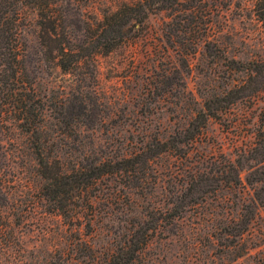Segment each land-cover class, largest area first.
Here are the masks:
<instances>
[{"label": "rangeland", "instance_id": "1", "mask_svg": "<svg viewBox=\"0 0 264 264\" xmlns=\"http://www.w3.org/2000/svg\"><path fill=\"white\" fill-rule=\"evenodd\" d=\"M121 1L64 0L66 29L80 50L70 71L47 57L36 11H22L24 77L45 107L47 150L72 167L133 157L155 137L182 129L200 106L201 92L218 84L225 68L203 43L188 65L181 48L164 38L163 15L152 14L140 36L111 52L96 47L84 27L99 28L104 12ZM253 1L208 3L210 39L229 58L264 56V25ZM227 128L213 120L188 159L184 151L172 150L134 171L98 179L83 196L64 199L68 214L63 215L41 188L33 140L19 128L5 127L0 133V264H109L123 253L130 229L145 215L158 217L161 226L128 264H261L264 198L252 203L249 186L235 191L211 182L201 194L185 187L191 180L195 185V171L203 173L208 164L209 171L228 150L232 133ZM174 203L185 206L171 223ZM250 219L241 245L235 246L237 239L226 229Z\"/></svg>", "mask_w": 264, "mask_h": 264}, {"label": "trees", "instance_id": "2", "mask_svg": "<svg viewBox=\"0 0 264 264\" xmlns=\"http://www.w3.org/2000/svg\"><path fill=\"white\" fill-rule=\"evenodd\" d=\"M210 1L122 0L115 9L104 12L99 28L95 30L90 23L84 27V36L91 34V40L99 43L96 47L102 45L108 53L125 44L130 37L140 36L152 14L163 15L164 38L175 49L181 48L180 54L188 65L190 57L203 43L207 54L220 60L225 68L223 74H218L219 83L201 92L200 106L192 109V116L182 129L163 139L155 137V143L146 144L133 157L72 167L65 158L47 150V137L43 133L45 107L32 84L24 77L20 42L22 11L30 7L38 16L39 38L47 57L57 61L65 71H70L74 63L77 65V51L80 50L74 47L72 34L66 29L64 0H0V133L5 127H16L33 140L34 158L43 180L41 188L45 197L57 201L61 214H68L65 210L67 204H62L64 199L83 196L88 187L102 177H116L134 171L140 164H147L154 157L172 150L184 151L182 155L188 159L191 148L198 144L213 120L226 125L228 133H232L230 146L222 152L221 159L212 161L209 171H206L209 164L203 173L195 171L192 178L196 183L191 187L192 180L187 182L186 189L189 193H205L211 182L220 183L218 189L228 186L235 191L249 186L253 190L249 196L251 202L263 201L264 56L229 58L223 49L217 47V41L210 39L213 17L208 4ZM253 9L264 25V0H254ZM131 30H134L132 35L129 34ZM192 169L190 166L189 170ZM212 173L217 175L212 176ZM182 191L187 199V191ZM90 199L87 196L88 203ZM184 203L188 205L190 201L185 200ZM185 204L179 206L174 203L169 208L171 223L183 213L179 207ZM2 216L3 211L0 210V219ZM251 220L225 228L237 239L235 246L241 245ZM160 226L158 217L145 215L130 229L123 253L111 259L109 264H128L150 243ZM261 264H264V258Z\"/></svg>", "mask_w": 264, "mask_h": 264}]
</instances>
